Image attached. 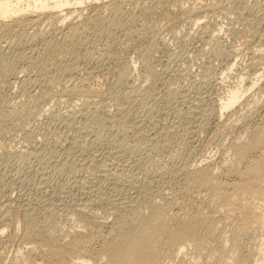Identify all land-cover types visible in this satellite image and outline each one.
I'll return each instance as SVG.
<instances>
[{"label":"rangeland","instance_id":"rangeland-1","mask_svg":"<svg viewBox=\"0 0 264 264\" xmlns=\"http://www.w3.org/2000/svg\"><path fill=\"white\" fill-rule=\"evenodd\" d=\"M147 1L146 3L150 4L151 2V5L153 4L154 6L149 10H144L145 12L148 11L146 13L141 11L142 17L137 9V11L134 10L137 14H132L134 16L133 19L131 13H134L132 9L134 5L132 6L126 2L125 8L128 9H125V11L127 13L123 12V14L121 13L116 17L120 26L118 23H114L115 17L110 18L112 15L108 10L105 11L108 15L107 20H109H106L108 23L106 22L104 24V26L106 25L105 28L102 26V30L100 29L98 32L94 30V32L92 30H86V32L83 26L79 24L81 29V31L79 30V34L82 41L79 35L78 40L80 38L81 43L83 40L87 41H85V46L83 45L81 47L83 49L80 48L82 53L80 54L81 51H78V54H80L78 58H75L77 52L75 53L73 51L68 55H57V57L59 56V59L56 58L58 61L54 59L50 61V65L47 63L46 68L48 70L46 69L47 71L45 70L44 74L38 72L36 66L32 68L31 60H29L30 55L34 58L38 56L37 54L44 49L45 41H48L49 38L51 40L52 36L53 39H62V31L66 32L68 30L67 26L70 22H66L67 24L62 25V28L51 26L53 30L52 28L50 29V25H46L47 27L43 25L44 27L42 26V28L33 25L27 29V32L25 31L27 35H25L26 33L20 32L0 35V127H3V130H0V206L2 205L3 207L5 203L4 208L0 207L2 208L0 217L8 219L10 216L8 221L14 220L5 227L2 235H0V264H71L70 260L67 258L64 259L63 255L46 252L47 247L45 244L52 243L55 240L69 241V238H74L75 235L70 236L68 233L66 235L64 232L71 231L72 235L75 226L74 231L79 230L81 227L80 232H82V235L90 233V229L88 230L86 227L84 229L82 228L83 223L76 222L73 219V221L71 220V216L73 215L79 216L78 218L81 215L82 219L84 217L83 220L87 218L84 213H79L77 209L87 205V208L85 207L87 209L86 211L95 213L98 217L96 221L103 222L106 221V218L107 221H111L112 217L110 215L108 216L107 213L113 207V199L122 198L133 193L134 190L131 189V185L137 184L139 186L141 184V194L143 195L145 191L147 198L154 197L155 193L163 189V186L164 188L168 186L167 184L170 182L169 178L171 177L170 167L174 164L182 165L183 162L185 164L194 159H198L200 156L202 158L211 156L217 161V158L221 159V156H227L224 144L228 143V140L230 141L232 137L231 134L229 135V126L231 120L237 116H232V119L230 118V122H228L229 117L227 118V113L232 111V108L228 110L226 115L224 114V117L226 116L224 118L218 114L220 112L215 110L214 104L226 95L227 90L232 85H236L235 82L237 83L241 77H244L248 83L253 81L259 73L264 74V54H262V49H264V21L262 20L264 19H261L262 12H264V0H169V3L167 4L166 2L164 8L154 4L153 1L157 3V0ZM89 6L84 10V14L79 18V22H82V20L85 21L84 17L88 15L87 12L91 13L93 10L94 6ZM259 7L261 8L260 10ZM156 8L158 9L156 10ZM155 10L156 12L154 13ZM196 10H199L201 13L199 11L196 12ZM165 11L168 14H165ZM199 14H201V19ZM258 14L260 17H258ZM109 21L113 22V25L112 23L109 24ZM75 22L78 24V18L77 20L74 19L73 24ZM38 28L46 29L43 30L44 32L46 31L45 36L44 34L42 36L35 33ZM221 28L222 31L220 33L219 30ZM82 30L85 32H82ZM128 30L135 32L132 34V40L126 35ZM136 30H141L142 34H139ZM83 33L88 34L85 35ZM217 33L221 34L219 39L215 35ZM28 36L30 41L28 40ZM124 38H126V41ZM85 53L87 58L83 57L86 56ZM103 53L105 54L103 55ZM80 56L82 60H80ZM253 59L256 60L254 61ZM141 60L144 62L147 60V62L143 63ZM257 60L259 62H256ZM90 61H92V64ZM232 61L237 64H235L234 69L231 68L229 71L228 67ZM91 66L93 67L91 68ZM149 68L155 70V73H158L159 77L150 78L146 74ZM121 76L125 77V82L124 79L120 81L119 78ZM129 78L132 79L130 80ZM133 83L136 85L134 84L132 86ZM263 84L264 78L258 85L260 90L256 87L247 92L241 100V103L236 104L234 109L237 108V110L242 111L241 109L246 108V102L251 99L259 98V103H263ZM135 86H142L144 91L149 92L148 94L142 91L144 95L147 94V99L141 98L143 95L140 97L137 96L134 99L130 93V96L126 94ZM44 95L45 98H43ZM46 95L49 97L47 98ZM125 95L129 98L131 97V100L128 97L126 99ZM199 96H203L204 101H201L202 103L199 102V105L201 104L198 108L200 115H196V112L192 110L195 109L193 106L197 103ZM192 107L193 109H191ZM201 110L206 115H203L204 122H202V128L198 126L200 124L199 122H201L199 119L202 118L200 117ZM206 110L207 113H205ZM208 110L213 111L210 112ZM19 111L20 113H18ZM208 112L210 113L209 115ZM29 113H32V116ZM68 114L69 117H67ZM27 115L31 117L29 118ZM93 116L96 117L92 118ZM255 119H259V117L256 116ZM221 121H225V124ZM167 130L168 132H166ZM141 135L149 141L146 138L141 139ZM97 136L100 138L103 137L104 142H95ZM174 136L176 137L174 138ZM93 139L94 142L92 141ZM97 144H101L102 147ZM86 145H89V147ZM204 145L206 146L204 147ZM80 146L83 147L81 148ZM260 147H262V144ZM260 147L250 149L247 156L257 157ZM27 149L30 150L28 151ZM113 151L120 152V159L117 160V165L121 163L123 172L122 170L121 172H114V167L112 168L109 165L113 160L109 155L111 156L110 152ZM29 154L32 155L29 156ZM94 155H96V158ZM91 160L94 162L93 164H91ZM97 160L100 163H96L95 166V161ZM102 164L105 167H102ZM106 164L113 171L110 168L108 169ZM103 168L107 169L104 170ZM95 169L96 171H94ZM220 170L217 171L220 172ZM162 181L166 183L162 184ZM146 184L149 187L146 186V188L144 186ZM159 184L162 189L159 188ZM130 189L132 192H130ZM127 191L128 194L126 193ZM97 194H99L98 198L101 196L102 200L101 198H96ZM145 194L143 196H146ZM103 196H106L107 199ZM108 198L110 201L113 199L110 202L107 201L109 200ZM254 204L260 207V212L262 211L264 215V205L260 204V200H254ZM4 211L8 217H6ZM48 214L52 215L53 219H50V216L48 217L51 222L53 221V224L52 226H48L49 222L47 221V225L43 226V228L41 226L43 225L42 221L48 220ZM219 214V212L217 213L213 209L211 210V215L216 218L213 226L214 230L209 235L207 248L203 250L204 255L200 264H222V260L219 258L220 253L217 250V239L219 235L226 242V264H238L235 261L237 257L247 259V262L240 264H264V262L260 263L264 258V222L255 223L256 232H253L251 229L248 233L242 234V231L231 217H224V215L220 217ZM54 223L57 225H54ZM69 223L71 224L69 225ZM39 227L42 229L39 230ZM107 229L104 228L105 231ZM84 230L86 231L84 232ZM64 235L66 240L64 239ZM234 237L238 238V245L231 242V239ZM73 238H70V240ZM22 242L23 244H21ZM96 243L99 244V242H93L95 248L98 246ZM30 249L34 251L31 252ZM76 256L77 254H74L71 258ZM182 256V254H178L173 264H184L182 263ZM20 257L24 258V261ZM187 257L185 256V258ZM73 260L75 261L76 259L74 258Z\"/></svg>","mask_w":264,"mask_h":264},{"label":"bare ground","instance_id":"bare-ground-1","mask_svg":"<svg viewBox=\"0 0 264 264\" xmlns=\"http://www.w3.org/2000/svg\"><path fill=\"white\" fill-rule=\"evenodd\" d=\"M147 0H0V35L1 34H12L16 32L20 33H26L30 28V26L37 25L39 28H42V26L50 25V29L53 27L62 28L64 24L68 23V30L66 32L62 31V39H53V36L51 37V40L48 39V41H45V46L42 52H37L38 56L35 58L30 55L31 60V66L35 68L37 67V71L44 74L45 70L47 69V65L50 63V61L58 58L60 54L68 55L71 54V51L77 52V55H75V58H78L79 55L82 53L81 48L86 40L82 41V38L79 34L80 25L83 26V29L86 31L94 30L98 32V30H102V26L109 20H107L108 15L105 12L108 10V12L111 13V19L116 18L117 15H120L123 12H126L128 8H125L126 2L130 5H134L132 8L134 10H138L141 14V11L143 13L144 10H149L153 4L146 3ZM150 1V0H149ZM153 1V0H151ZM169 0H157L154 4L156 6H162V8L165 7V4H167ZM175 1V0H174ZM177 1V0H176ZM259 1V0H258ZM257 1V3H258ZM148 2V1H147ZM127 4V5H128ZM260 4V2H259ZM258 4V5H259ZM94 6L93 10L90 12H87L88 15L85 18V21L82 20V22H79V18L83 16L84 10L88 6ZM257 5V6H258ZM89 6V7H90ZM155 6V7H156ZM169 6V5H167ZM261 7V5H260ZM259 7V10L262 8ZM154 8V7H153ZM152 8V9H153ZM169 8V7H168ZM206 8V7H205ZM210 8V7H209ZM208 8V9H209ZM158 8H156L157 10ZM161 9V8H159ZM167 9V7H166ZM204 9V8H203ZM264 9V8H263ZM136 10V11H137ZM154 10V9H153ZM151 10V11H153ZM154 11V13L156 12ZM163 10V9H162ZM161 10V11H162ZM213 10V9H212ZM130 11V10H129ZM160 11V10H158ZM191 11V10H190ZM199 10H196V12ZM203 11V10H202ZM209 11V10H207ZM264 11V10H263ZM148 12V11H146ZM145 12V13H146ZM150 12V11H149ZM163 12V11H162ZM200 12V11H199ZM210 12V11H209ZM106 13V15H105ZM127 13V12H126ZM153 13V12H152ZM161 13V12H159ZM167 13L166 11L164 12ZM192 13V12H191ZM195 13V12H194ZM201 13V12H200ZM263 13V14H262ZM261 14V19H264V12ZM132 14H137L132 12L131 16L133 19ZM164 14V15H165ZM168 14V13H167ZM212 14V13H211ZM214 14V13H213ZM110 15V14H109ZM149 15V13H148ZM147 15V16H148ZM192 15V14H191ZM198 15V14H197ZM201 14H199L200 16ZM206 15V13H204ZM130 16V17H131ZM140 16V15H139ZM142 17V14H141ZM140 17V18H141ZM149 17V16H148ZM167 17V15H166ZM209 17V16H208ZM258 17L260 15L258 14ZM78 18V24L75 22L73 24L74 19L77 20ZM83 18V19H84ZM144 18V16H143ZM165 18V16H164ZM192 18V17H191ZM196 18V17H195ZM257 18V17H256ZM255 18V19H256ZM194 19V17H193ZM201 19V16H200ZM208 19V18H207ZM260 19V18H259ZM258 19V20H259ZM107 20V21H106ZM197 20V19H196ZM257 20V21H258ZM114 21V20H113ZM118 19L116 18L114 23L116 24ZM256 21V25H257ZM264 21V20H262ZM194 22V21H193ZM261 22V21H260ZM108 23V22H107ZM113 22L109 21V24ZM197 23V22H196ZM205 23V22H204ZM80 24V25H79ZM206 24V23H205ZM253 26L254 23H252ZM261 25V23H259ZM264 24V22H263ZM111 25V27H113ZM119 25V23H118ZM259 25V26H260ZM36 26V27H37ZM43 26V27H44ZM53 26V27H51ZM106 26V25H105ZM104 26V28H105ZM107 26H109L107 24ZM120 26V25H119ZM118 26V27H119ZM47 27V26H46ZM49 27V26H48ZM110 27V28H111ZM117 27V26H116ZM115 27V28H116ZM256 27V26H255ZM37 29L35 33L37 35H42L45 32L44 29ZM227 28V27H226ZM259 28V27H257ZM261 28V26H260ZM32 29V28H31ZM35 29V28H34ZM262 29V28H261ZM46 30V29H45ZM63 30V29H62ZM113 30V29H112ZM139 30V29H138ZM136 30V31H138ZM227 30V29H225ZM26 31V32H25ZM31 31V30H29ZM34 31V30H33ZM49 31V30H48ZM82 30V32H85ZM86 31V32H87ZM93 31V32H94ZM121 31V30H120ZM220 33L222 31V28L219 30ZM81 32V33H82ZM100 32V31H99ZM112 32V31H111ZM115 32V31H114ZM124 32V29H123ZM127 32V31H126ZM142 31H138L140 34ZM255 32V31H254ZM49 33V32H48ZM89 33V32H88ZM88 33H83L87 35ZM134 31L128 30V33L126 35L128 37H132ZM220 33L215 34L217 38H220ZM60 34V33H59ZM125 34V33H124ZM142 34V33H141ZM212 34V32H211ZM14 35V34H13ZM16 35V34H15ZM20 35V34H19ZM27 35V33L25 34ZM33 35V34H32ZM35 35V34H34ZM80 38L78 40V37ZM82 35V34H81ZM125 35V36H126ZM135 35V34H134ZM253 35V34H252ZM262 35V34H261ZM260 35V36H261ZM113 36V35H112ZM126 36V37H127ZM214 36V35H213ZM212 36V37H213ZM215 36V37H216ZM257 36V35H256ZM33 37V36H32ZM264 37V36H263ZM3 38V37H2ZM61 38V37H59ZM87 38V37H86ZM129 38V40H130ZM260 38V37H259ZM258 38V39H259ZM262 38V37H261ZM32 39V38H31ZM85 39V38H84ZM88 39V38H87ZM126 38H124L125 40ZM217 39V40H218ZM257 39V40H258ZM7 40V39H6ZM5 40V43H6ZM29 40V36H28ZM42 40V39H41ZM128 40V41H129ZM132 40V38H131ZM262 40V39H261ZM13 41V40H12ZM18 41V40H17ZM30 41V40H29ZM32 41V40H31ZM113 41V40H112ZM126 41V40H125ZM134 41V40H133ZM132 41V42H133ZM263 41V40H262ZM9 42V41H8ZM20 42V41H19ZM24 42V41H23ZM28 42V41H27ZM34 42V41H32ZM31 42V43H32ZM87 42V41H86ZM131 42V43H132ZM261 42V41H260ZM44 43V42H43ZM21 44V43H20ZM35 44V43H34ZM105 44V43H104ZM112 44V43H111ZM120 44V43H119ZM122 44V43H121ZM127 44V43H126ZM129 44V43H128ZM258 44V43H257ZM13 45V43H12ZM24 45V44H23ZM93 45V44H92ZM110 45V44H109ZM116 45V44H115ZM256 45V44H255ZM264 45V42H263ZM15 46V45H14ZM33 46V45H32ZM85 46V45H84ZM108 46V45H107ZM252 46V45H251ZM254 46V45H253ZM257 46V45H256ZM25 47V46H24ZM36 47V46H35ZM101 47V46H99ZM122 47V46H121ZM124 47V46H123ZM127 47V46H126ZM130 47V46H129ZM27 48V47H25ZM30 48V47H29ZM81 48V49H80ZM91 49V47H89ZM93 48V47H92ZM105 48V47H103ZM112 48V46H111ZM128 48V47H127ZM126 48V49H127ZM255 48V47H253ZM32 49V48H31ZM106 49V48H105ZM138 49V48H137ZM256 49V48H255ZM111 50V49H110ZM35 51V50H34ZM81 51L80 54H78ZM87 51V50H86ZM93 51V49H92ZM103 51V50H102ZM254 51V50H253ZM252 52V51H251ZM255 52V51H254ZM84 53V52H83ZM108 53H110L108 51ZM91 54V53H90ZM93 54V53H92ZM105 53H103L104 55ZM107 54V52H106ZM256 54V53H255ZM262 54H264V49H262ZM57 55H59L57 57ZM74 55V53H73ZM86 55V53H85ZM113 55V54H112ZM111 55V56H112ZM253 55V54H252ZM91 56V55H88ZM115 56V55H114ZM257 56V55H256ZM29 57V56H28ZM33 57V59H31ZM67 57V56H65ZM84 58H87L86 56H83ZM95 57V56H94ZM104 57V56H103ZM234 57V56H233ZM232 57V58H233ZM252 57V56H251ZM69 58V56H68ZM81 58V56H80ZM96 58V57H95ZM102 58V57H101ZM110 58V57H109ZM115 58V57H114ZM254 58V57H253ZM59 59V58H58ZM67 59V58H66ZM74 59V58H73ZM89 59V57H88ZM104 59V58H103ZM106 59V58H105ZM113 59V58H112ZM117 59V58H116ZM146 59V58H144ZM142 59V60H144ZM250 59V58H249ZM261 59V57H260ZM259 59V60H260ZM79 60V59H77ZM82 60V58L80 59ZM79 60V61H80ZM99 60V59H98ZM101 60V59H100ZM141 60V61H142ZM231 60V58H230ZM254 60V59H253ZM256 60V59H255ZM254 60V61H255ZM56 61H58L56 59ZM76 61V60H75ZM110 61V60H109ZM119 61V60H118ZM228 61V60H227ZM250 61V60H249ZM26 62V61H25ZM55 62V61H54ZM66 62V61H65ZM71 62V61H70ZM86 62V61H85ZM92 61H90L91 63ZM101 62V61H100ZM117 62V61H116ZM120 62V61H119ZM143 63L147 62V60ZM239 62V61H236ZM252 62V61H251ZM256 62H259L258 60ZM24 63V62H23ZM48 63V64H47ZM84 63V62H83ZM98 63V62H97ZM122 63V62H121ZM250 63V62H249ZM53 64V62H52ZM51 64V65H52ZM64 64V63H63ZM82 64V63H81ZM92 64V63H91ZM235 64L237 63H230L229 69H234ZM246 64V63H245ZM251 64V63H250ZM50 65V64H49ZM66 65V64H65ZM77 65V64H76ZM96 65V64H95ZM111 65V64H110ZM118 65V64H117ZM255 65V62H254ZM253 65V66H254ZM23 66V65H22ZM28 66V65H27ZM125 66V65H124ZM227 66V65H226ZM237 66V65H236ZM248 66V65H247ZM252 66V67H253ZM87 67V66H86ZM93 66H91L92 68ZM251 67V66H250ZM26 68V67H25ZM28 68V67H27ZM49 68V66H48ZM51 68V67H50ZM64 68V67H63ZM69 68V67H68ZM82 68V66H81ZM130 68V67H129ZM132 68V67H131ZM256 68V67H255ZM58 69V68H57ZM56 69V70H57ZM74 69V67H73ZM78 69V68H77ZM94 69V68H93ZM112 69V68H111ZM23 70V69H22ZM29 70H31L29 68ZM34 70V69H33ZM48 70V69H47ZM46 70V71H47ZM60 70V69H59ZM85 70V69H84ZM96 70V69H95ZM227 70V68H226ZM61 71V70H60ZM74 71V70H73ZM94 71V70H93ZM164 71V70H163ZM230 71V70H229ZM233 71V70H232ZM26 72V71H25ZM28 72V71H27ZM56 72V71H55ZM67 72V71H66ZM72 72V71H71ZM104 72V71H103ZM117 72V71H116ZM115 74L117 75V73ZM119 72V71H118ZM39 73V74H40ZM59 73V72H58ZM88 73V72H87ZM93 73V72H92ZM100 73V72H99ZM111 73V72H110ZM121 73V72H120ZM128 73V71H127ZM126 73V74H127ZM35 74V72H34ZM41 74V75H42ZM107 74V73H106ZM125 74V75H126ZM145 74V73H144ZM143 74V76H144ZM147 75L151 77H159L158 73H155V70H152L151 68L147 69L146 72ZM165 74V73H164ZM230 74V73H229ZM227 74V75H229ZM254 74V73H253ZM252 74V75H253ZM139 75V74H138ZM18 76V75H17ZM39 76V75H38ZM148 76V77H149ZM230 76V75H229ZM228 76V77H229ZM19 77V76H18ZM21 77V76H20ZM40 77V76H39ZM93 77V75H92ZM127 77V75H126ZM132 77V76H131ZM148 77H146L148 79ZM239 77V76H238ZM23 78V77H22ZM36 78V77H35ZM38 78V77H37ZM46 78V77H45ZM124 76H121L120 81L124 79ZM143 78V77H142ZM207 78V77H206ZM226 78V76H225ZM264 78L263 73H259L255 79L251 82H246L244 77H241L240 80L235 84L232 85L229 90H227V94L223 97H219L220 99L216 102L215 100V110H217L218 114L220 116L224 117V114L228 112L229 109L232 108V111L227 113L228 122H230V118L232 116H237L233 120H231L230 126H229V135L231 134L230 141L228 140V143L225 145V152L227 156H221L217 160L213 159L211 156H205L202 158L200 156L198 159H194L193 161H189L187 163L182 165L174 164L173 166H169L171 177L169 178L168 186L162 190L154 191L155 196H151L147 198V195L145 194V191L143 192L146 196H143L141 194V184L138 186L131 185V189L134 190L133 193L128 194V191L126 192L128 195L125 197L120 198H112L113 199V207L110 208V212L107 213V215L111 216V221H103L98 222L96 221L98 219L97 215L95 213L87 212L85 209L86 206H83L78 210L79 213H84L83 219L80 215V218L77 217V215L71 216V220L73 219L76 222L83 223V229L84 227L88 228L90 233H85L86 235H82V232H80L81 227L79 230H73L72 235L70 232H64L73 236L75 235L72 240L66 242L55 240L52 243H47L46 245V252L48 253H55L60 254L64 256V259H69L71 264H173L175 258L178 254H182L183 260L182 263L184 264H200L203 257V250H206L207 248V240L209 239V235L214 230V221L215 217L211 215V210L213 209L215 212H219V216H229L234 221V223L240 228L242 231V234L248 233L251 229L253 232H256V225L255 223H262L264 222V215L262 211L260 212V207L254 204V200H260V204L264 205V101L263 103H259V98L251 99L246 102V108L237 110L234 109L236 104H240L243 97L247 94V92L253 90L254 88H258V85ZM34 79V78H33ZM94 79V78H93ZM130 79V78H129ZM132 79V78H131ZM130 79V80H131ZM155 79V78H154ZM153 79V80H154ZM158 79V78H157ZM220 79V78H219ZM222 79V78H221ZM23 80V79H22ZM28 80V79H27ZM91 80V79H90ZM135 80V78H134ZM144 80V79H143ZM152 80V82H153ZM206 80V79H204ZM237 80V79H236ZM31 81V80H30ZM119 81V80H118ZM150 81V80H148ZM223 81V80H222ZM24 82V81H22ZM46 82V81H45ZM49 82V81H48ZM117 82V80H116ZM125 82V79H124ZM142 82V81H141ZM147 82V81H146ZM28 83V81H27ZM31 83V82H30ZM121 83V82H120ZM139 83V82H137ZM149 83V82H148ZM221 83V82H220ZM229 83V82H228ZM231 83V82H230ZM21 84V83H20ZM35 84V83H34ZM38 84V83H37ZM122 84V83H121ZM126 84V83H125ZM128 84V83H127ZM135 83H133L132 86H134ZM143 84V83H142ZM209 84V83H208ZM232 84V83H231ZM234 84V83H233ZM23 85V83H22ZM28 85V84H27ZM46 85V84H45ZM136 85V84H135ZM145 85V84H144ZM142 85V86H144ZM148 85V84H147ZM150 85V84H149ZM152 85V84H151ZM207 85V84H206ZM264 85V84H263ZM34 86V85H33ZM43 86V85H42ZM118 86V85H117ZM142 86H135L131 88L130 91H128L131 94L132 98L135 99L137 96H142L141 98L147 99V94L144 95V91ZM12 87V86H11ZM27 87V86H26ZM41 87V86H40ZM38 87V88H40ZM142 87V88H141ZM146 87V86H145ZM144 87V88H145ZM148 87V86H147ZM211 87V85H210ZM261 88V87H260ZM23 89V88H22ZM124 89V88H123ZM142 89V90H141ZM146 89V88H145ZM264 89V86H263ZM39 90V89H38ZM45 90V89H43ZM67 90V89H66ZM120 90V89H119ZM122 90V89H121ZM129 90V89H128ZM148 90V89H147ZM258 90H260L258 88ZM25 91V90H24ZM68 91V90H67ZM75 91V89H74ZM118 91V90H117ZM116 91V92H117ZM144 91V92H142ZM149 91V90H148ZM208 91V90H207ZM264 91V90H263ZM41 92V91H40ZM44 92V91H43ZM42 92V94H43ZM48 92V91H47ZM50 92V91H49ZM115 92V93H116ZM205 92V90H204ZM34 93V92H33ZM65 93V92H64ZM114 93V94H115ZM125 93V92H124ZM149 94V92H147ZM53 94V92H52ZM67 94V92H66ZM260 94V93H258ZM30 95V94H29ZM117 95V94H116ZM200 95V94H198ZM197 95V96H198ZM33 96V95H32ZM47 98L49 97L46 95ZM52 96V95H51ZM50 96V97H51ZM126 99H127V95ZM130 96V95H129ZM147 96V97H146ZM196 96V97H197ZM201 96V95H200ZM197 98V103L195 106L191 109L192 111L196 112V115L200 113L199 112V102H203L204 98L202 97ZM53 97V96H52ZM261 97V95H260ZM45 98V95L44 97ZM131 98V97H130ZM128 97V99H130ZM36 99V98H34ZM51 99V98H50ZM120 99V98H119ZM118 99V100H119ZM137 99V98H136ZM261 99V98H260ZM131 100V99H130ZM144 100V99H141ZM194 100V98H193ZM206 100V99H205ZM213 100V99H212ZM140 101V100H139ZM43 102V99H42ZM48 102V101H47ZM126 102V101H125ZM195 102V101H194ZM201 102V103H202ZM38 103V102H37ZM44 103V102H43ZM42 103V104H43ZM214 103V102H213ZM250 103V104H249ZM46 104V103H45ZM213 105V104H212ZM211 105V109H212ZM104 106V105H103ZM203 106V105H202ZM201 106V107H202ZM209 106V105H208ZM207 106V107H208ZM26 107V106H25ZM200 107V108H201ZM210 107V106H209ZM208 107V108H209ZM23 108V107H22ZM98 108V107H97ZM109 108V107H108ZM112 108V107H111ZM204 108V107H203ZM202 108V109H203ZM25 109V108H23ZM84 109V108H83ZM87 109V108H86ZM99 109V108H98ZM198 109V110H197ZM207 109V108H206ZM210 109V108H209ZM22 110V109H21ZM31 110V109H30ZM49 110V109H48ZM85 110V109H84ZM104 110V109H103ZM107 110V109H106ZM190 110V109H189ZM197 110V111H196ZM205 110V108H204ZM15 111V110H14ZM27 112V110L25 109ZM88 111V110H87ZM110 111V110H109ZM113 111V110H111ZM201 119H199L201 122H199L198 126L200 128L202 122H204V111L201 110ZM210 111V110H208ZM213 111V110H211ZM210 111V112H211ZM22 112V111H21ZM83 112V111H82ZM107 112V111H106ZM215 112V111H214ZM20 113V111L18 112ZM28 113V112H27ZM68 113V112H67ZM76 113V112H75ZM88 113V112H87ZM207 113V110L206 112ZM14 114V113H13ZM32 116V113H29ZM48 114V112H47ZM52 114V113H51ZM50 114V115H51ZM70 114V113H69ZM69 114L67 117H69ZM85 114V113H84ZM98 114V113H96ZM116 114V113H115ZM114 114V115H115ZM193 114V113H192ZM210 113L208 112V115ZM215 114V113H214ZM73 115V114H72ZM90 115V114H89ZM88 115V116H89ZM105 115V114H104ZM103 115V116H104ZM110 115V114H109ZM191 115V114H190ZM195 116V114H193ZM13 116V115H12ZM24 116V115H23ZM28 116V115H27ZM30 116V117H31ZM47 116V115H46ZM59 116V115H58ZM75 116V115H74ZM99 116V115H98ZM193 116V117H194ZM206 116V115H204ZM215 116V115H214ZM213 116V117H214ZM218 116V115H217ZM258 116L259 119H255V117ZM6 117V116H5ZM21 117V116H20ZM29 117V116H28ZM29 117V118H30ZM96 116H93L92 118H95ZM117 117V116H115ZM192 117V116H191ZM226 117V116H225ZM224 117V118H225ZM16 118V117H15ZM25 118V117H23ZM99 118V117H98ZM108 118V117H107ZM187 118V117H186ZM222 118V117H220ZM222 118V119H224ZM2 119V118H1ZM62 119V118H61ZM68 119V118H67ZM206 119V118H205ZM219 119V117H218ZM221 119V120H222ZM232 119V118H231ZM65 120V119H64ZM105 120V119H104ZM66 121V120H65ZM110 121V120H109ZM186 121V120H185ZM106 122V121H105ZM223 124H225L223 121H221ZM227 122V120H226ZM196 123V122H195ZM207 123V122H206ZM191 124V123H190ZM222 124V125H223ZM227 124V123H226ZM175 125V124H174ZM173 125V126H174ZM195 125V124H194ZM210 125V124H209ZM2 126V125H1ZM179 126V125H178ZM196 126V125H195ZM205 126V125H204ZM211 126V125H210ZM92 127V126H91ZM105 127V126H104ZM161 127V126H160ZM171 127V126H170ZM175 127V126H174ZM177 127V126H176ZM190 127V126H189ZM218 127V126H217ZM220 127V126H219ZM222 127V126H221ZM228 128L227 126H224ZM252 127V129H250ZM3 127H0V130ZM191 128V127H190ZM95 129V128H94ZM156 129V128H154ZM192 129V128H191ZM225 129V128H224ZM3 130V129H2ZM90 130V129H89ZM98 130V129H97ZM161 130V129H160ZM159 130V131H160ZM179 130V129H178ZM227 130V129H225ZM99 131V130H98ZM101 131V130H100ZM103 131V130H102ZM180 131V130H179ZM178 131V132H179ZM191 131V130H190ZM27 132V131H26ZM91 132V131H90ZM95 132V131H94ZM168 132V130L166 131ZM200 132V131H199ZM228 132V131H227ZM32 133V132H31ZM34 133V132H33ZM175 133V132H174ZM190 133V132H189ZM1 134V132H0ZM103 134V132H102ZM154 134V133H153ZM157 134V133H156ZM162 134V133H161ZM33 135V134H32ZM99 135V134H98ZM144 135V134H143ZM150 135V133H149ZM148 135V136H149ZM192 135V134H191ZM38 136V135H37ZM101 136V135H100ZM146 136V135H144ZM155 136V135H154ZM153 136V139H154ZM161 136V135H160ZM168 136V135H167ZM173 136V134H172ZM177 136V135H176ZM174 136V138L176 137ZM198 136V135H197ZM2 137V136H1ZM31 137V136H30ZM36 137V136H35ZM94 137V136H93ZM118 137V136H116ZM115 137V138H116ZM141 139L143 136L141 135ZM157 137V136H156ZM166 137V136H165ZM194 137V136H193ZM33 138V137H32ZM103 138V137H102ZM100 137L97 136V139H95V142L100 143L101 141L104 142ZM158 138V137H157ZM156 138V139H157ZM169 138V136H168ZM2 139V138H1ZM117 139V138H116ZM152 139V140H153ZM159 139V138H158ZM171 139V138H170ZM32 140V139H31ZM108 140V139H107ZM147 141H149L146 138ZM29 141V140H28ZM94 142V139L92 140ZM111 141V140H110ZM109 141V142H110ZM166 141V140H165ZM168 141V140H167ZM171 141V140H170ZM115 142V141H114ZM151 142V141H150ZM153 142V141H152ZM158 142V141H157ZM36 143V142H35ZM86 143V141H85ZM89 143V142H88ZM87 143V144H88ZM116 143V142H115ZM160 143V142H159ZM102 144V143H101ZM101 144H99L101 146ZM107 144V142H106ZM154 144V143H153ZM209 144V143H208ZM207 144V145H208ZM262 144V147L260 145ZM83 145V144H82ZM98 145V144H97ZM98 145V146H99ZM221 145V144H219ZM84 146V145H83ZM82 146V147H83ZM87 146V145H86ZM107 146V145H106ZM199 146V145H198ZM206 145H204L205 147ZM28 147V146H27ZM35 147V146H34ZM81 147V146H80ZM81 147V148H82ZM89 147V145L87 146ZM97 147V146H96ZM102 147V146H101ZM224 147V146H223ZM260 147V150L258 151L259 155L257 157H248L247 154L250 149ZM3 148V146H2ZM100 148V147H99ZM200 148V147H199ZM198 148V149H199ZM208 148V147H206ZM205 148V149H206ZM4 149V148H3ZM85 149V148H83ZM82 149V151H83ZM95 149V148H94ZM112 149V147H111ZM122 149V148H121ZM124 149V148H123ZM204 149V148H203ZM223 149V148H222ZM28 150V149H27ZM30 150V149H29ZM28 150V151H29ZM41 150V149H40ZM98 150V149H97ZM114 150V149H113ZM205 151V150H204ZM2 152V151H1ZM31 152V151H30ZM38 152V151H37ZM98 152V151H96ZM198 152V151H197ZM220 152V151H219ZM22 153V152H21ZM39 153V152H38ZM127 153V152H126ZM224 153V150H223ZM37 154V153H36ZM81 154V153H80ZM102 154V153H101ZM112 157V162L109 164L112 168L114 167V172H121L123 168H121V163L117 165V160L120 159V152L119 151H113L110 152ZM200 154V153H199ZM32 154H29V156ZM38 155V154H37ZM40 155V154H39ZM93 155V154H91ZM224 155V154H223ZM96 158V155H94ZM98 156V155H97ZM204 156V155H203ZM41 157V156H40ZM124 157V156H123ZM103 158V157H102ZM84 159V158H83ZM107 159V158H106ZM172 159V158H171ZM89 160V159H88ZM94 161V159H93ZM130 161V160H129ZM175 161V159H174ZM87 162V161H86ZM90 162V161H89ZM92 162V160H91ZM90 162V163H91ZM92 162L91 164H93ZM96 163H100V161H95ZM107 163V162H106ZM172 163V162H171ZM179 163V161H178ZM181 163V162H180ZM81 164V163H80ZM105 164V163H104ZM128 164V163H126ZM107 165V164H106ZM85 166V165H84ZM93 166V165H92ZM94 166V167H95ZM108 166V165H107ZM110 166L107 168L109 169ZM81 167V166H80ZM100 167V165H99ZM97 166V168H99ZM102 167L103 166L102 164ZM91 168V167H89ZM107 168H103L104 170ZM110 168V170L112 169ZM135 168V167H134ZM220 170L217 171V170ZM99 170V169H98ZM103 170V171H104ZM131 170V169H130ZM96 171V169L94 170ZM113 171V170H111ZM128 171V170H127ZM123 172V170H122ZM92 173V171H91ZM97 173V172H96ZM95 173V174H96ZM128 173V172H127ZM163 173V172H161ZM99 174V173H98ZM101 174V173H100ZM103 174V173H102ZM109 174V173H108ZM111 174V173H110ZM113 174V173H112ZM167 174V173H166ZM163 175V174H162ZM141 176V175H140ZM168 176V174H167ZM170 176V175H169ZM19 177V176H18ZM110 177H112L110 175ZM120 177V176H119ZM16 178V177H15ZM114 179V177H112ZM111 178V179H112ZM162 178V177H161ZM160 178V180H161ZM13 179V178H12ZM18 179V178H17ZM149 179V178H148ZM163 180V179H162ZM166 180V179H165ZM135 181V180H134ZM137 181V179H136ZM135 181V182H136ZM141 181V180H139ZM138 181V182H139ZM101 182V181H100ZM137 182V183H138ZM163 182V181H162ZM96 183V182H95ZM142 183V182H141ZM154 183V182H153ZM160 183V182H159ZM166 182H163L164 184ZM76 184V183H75ZM82 184V183H81ZM135 184V183H134ZM44 185V184H43ZM143 185V184H142ZM47 186V185H46ZM75 186V185H74ZM84 186V185H83ZM82 186V187H83ZM145 187L147 186L144 185ZM151 186V185H150ZM157 186V185H156ZM155 186V187H156ZM166 186V185H165ZM41 187V186H40ZM76 187V186H75ZM87 187V186H86ZM93 187V186H92ZM149 187V185L147 186ZM146 187V188H147ZM42 188V187H41ZM84 188V187H83ZM101 188V187H100ZM117 188V187H116ZM114 188V189H116ZM130 188V187H129ZM143 188V187H142ZM145 188V189H146ZM151 188V187H150ZM81 189V188H80ZM95 189V188H94ZM113 189V190H114ZM126 189V188H125ZM130 189V190H131ZM154 189V188H153ZM158 189V187H157ZM1 190V189H0ZM37 190V189H36ZM97 190V189H96ZM121 190V189H120ZM132 190L130 192H132ZM150 190V189H148ZM3 191V190H2ZM40 191V190H39ZM119 191V190H118ZM124 191V190H123ZM122 191V192H123ZM93 192V191H92ZM121 192V193H122ZM152 192V189H151ZM100 193V192H99ZM116 193V192H115ZM119 193V192H117ZM147 193V192H146ZM149 193V192H148ZM6 194V193H5ZM12 194V193H11ZM103 194V193H102ZM152 194V193H151ZM3 195V194H2ZM65 195V194H64ZM99 194L96 195V198H98ZM106 195V194H105ZM150 196V193L148 194ZM11 196V195H10ZM17 196V195H16ZM117 196V194H116ZM123 196V195H122ZM25 197V196H24ZM67 197V196H66ZM90 197V196H89ZM92 197V196H91ZM104 198L106 196H103ZM5 198V197H4ZM7 198V197H6ZM68 198V197H67ZM94 198V197H93ZM101 198V196H100ZM98 198V199H100ZM15 199V198H14ZM77 201L78 199L75 198ZM97 199V200H98ZM107 199V197H106ZM105 199V200H106ZM109 199V198H108ZM111 199V201H112ZM1 200V199H0ZM6 200V199H5ZM11 200V199H10ZM102 200V198H101ZM99 200V201H101ZM23 201V200H22ZM30 201V200H29ZM32 201V200H31ZM71 201V200H70ZM81 201V200H80ZM86 201V200H85ZM89 201V200H88ZM107 201H110L107 200ZM110 201V202H111ZM2 202V201H1ZM12 202V201H11ZM28 202V200H27ZM65 202V201H64ZM82 202V201H81ZM8 203V202H7ZM6 203V205H7ZM29 203V202H28ZM75 203V202H74ZM73 203V204H74ZM108 203V202H107ZM19 204V203H18ZM76 204V203H75ZM89 204V203H88ZM111 204V203H110ZM5 203L0 207L4 208ZM14 205V204H13ZM16 205V204H15ZM24 205V204H23ZM28 205V204H27ZM80 205V204H79ZM8 206V205H7ZM6 206V207H7ZM30 206V204H29ZM101 206V205H99ZM106 206V205H105ZM9 207V206H8ZM7 207V208H8ZM20 207V206H19ZM49 207V206H47ZM52 207V206H51ZM76 207V206H75ZM79 207V206H78ZM90 207V206H89ZM96 207V206H95ZM98 207V206H97ZM109 207V206H108ZM0 208V211L1 209ZM6 208V209H7ZM12 208V207H10ZM26 208V207H24ZM36 208V207H35ZM77 208V207H76ZM101 208V207H100ZM107 208V207H106ZM5 209V210H6ZM19 209V208H18ZM29 209V208H28ZM42 209V208H41ZM51 210V208H49ZM105 209V208H104ZM8 210V209H7ZM38 210V209H37ZM62 210V209H61ZM90 210V209H88ZM98 210V208H97ZM101 210V209H100ZM106 210V209H105ZM109 210V209H108ZM9 211V210H8ZM12 211V210H11ZM10 211V212H11ZM18 211V210H17ZM29 211V210H28ZM31 211V210H30ZM3 212V211H2ZM5 212V211H4ZM37 212V211H35ZM94 212V211H93ZM1 213V212H0ZM48 213V212H47ZM50 213V212H49ZM62 213V212H61ZM73 213V211H72ZM76 213V212H75ZM106 213V211H104ZM2 214V213H1ZM6 215V212L4 213ZM3 214V215H4ZM8 214V212H7ZM11 214V213H10ZM53 214V212H52ZM57 214V213H56ZM68 214V213H67ZM100 214V213H99ZM98 214V215H99ZM103 214V213H102ZM101 214V215H102ZM33 215V214H32ZM38 215V214H37ZM46 215V214H44ZM63 215V214H62ZM61 215V216H62ZM79 215V214H78ZM88 215V216H86ZM50 216V219L52 218L51 214H48L47 217ZM69 216V215H68ZM67 216V217H68ZM76 216V217H75ZM6 217H8L6 215ZM12 217V216H11ZM29 217V216H26ZM31 217V216H30ZM44 217V216H43ZM66 217V218H67ZM10 218V216H9ZM8 218V219H9ZM57 218V217H56ZM59 218V217H58ZM102 218V217H101ZM100 218V219H101ZM104 218V217H103ZM5 217H0V235H2L3 230L5 227H7L10 222L13 220L8 221ZM49 217L48 220L42 221L43 225L42 227L47 225L52 226V222L50 221ZM53 219V218H52ZM99 219V220H100ZM66 220V219H65ZM72 220V221H73ZM103 220V219H102ZM109 220V219H108ZM14 221V220H13ZM48 221V222H47ZM97 223H95V222ZM58 222V221H57ZM65 222V221H64ZM68 222V221H67ZM14 223V222H12ZM11 223V225H12ZM104 223V224H103ZM71 223H69L70 225ZM54 225H57L54 223ZM53 225V226H54ZM64 225V223H63ZM67 225V224H66ZM73 227L74 224L72 223ZM60 226V225H58ZM65 226V225H64ZM63 226V227H64ZM47 227V226H46ZM55 227V226H54ZM72 227V228H73ZM78 227V226H77ZM44 228V227H43ZM65 228V227H64ZM67 228V227H66ZM104 228H108L106 231ZM42 228L39 227V230ZM82 229V230H83ZM65 230V229H64ZM255 230V231H254ZM68 231V230H67ZM86 230H84L85 232ZM88 232V231H87ZM49 235V234H47ZM223 235V234H222ZM60 241V242H59ZM99 242L97 244V248L93 246V242ZM231 242L235 245H238L239 241L237 237H234L231 239ZM23 244V242L21 243ZM25 244V243H24ZM41 245V244H40ZM217 245H218V252L220 253L219 258L222 260V264H226V256H225V245L226 242L221 238L219 235V238L217 239ZM34 247V246H33ZM32 247V249H33ZM43 247V246H42ZM41 247V248H42ZM36 250V248H34ZM39 249V248H38ZM31 250V249H30ZM29 250V251H30ZM34 250H31V252ZM43 251V250H42ZM43 253V252H42ZM45 253V252H44ZM74 254H77L76 257L71 258ZM190 254V256H189ZM264 255V250H263ZM185 256H188L185 258ZM22 258V257H20ZM76 259L75 261L73 259ZM24 261V258H22ZM105 260L104 262H102ZM22 261V260H21ZM236 263H244L247 262V259H244V257L236 258ZM264 262V258L261 260L260 263Z\"/></svg>","mask_w":264,"mask_h":264}]
</instances>
